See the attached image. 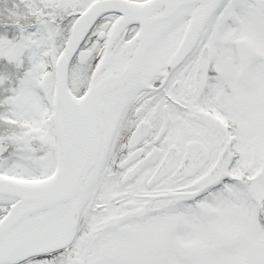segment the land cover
<instances>
[{
    "label": "snow or ice",
    "instance_id": "6c2138e0",
    "mask_svg": "<svg viewBox=\"0 0 264 264\" xmlns=\"http://www.w3.org/2000/svg\"><path fill=\"white\" fill-rule=\"evenodd\" d=\"M0 264H264V0H0Z\"/></svg>",
    "mask_w": 264,
    "mask_h": 264
}]
</instances>
